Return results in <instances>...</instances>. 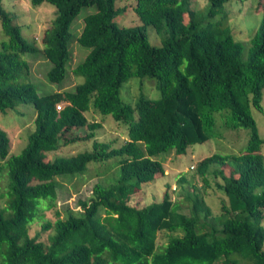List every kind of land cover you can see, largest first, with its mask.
I'll return each instance as SVG.
<instances>
[{
    "label": "trees",
    "instance_id": "16d2710c",
    "mask_svg": "<svg viewBox=\"0 0 264 264\" xmlns=\"http://www.w3.org/2000/svg\"><path fill=\"white\" fill-rule=\"evenodd\" d=\"M29 1L56 9L41 40L52 64L47 78L55 83L66 75L72 23L82 8L94 6L95 11L84 16L76 38L90 49L72 69L82 82L73 91L39 95L34 84L24 81L29 64L19 56L37 50L0 0L6 37L0 41V112L20 103L36 110L34 130L18 154L9 155L10 140L0 128V264H264V140L251 112V107L263 112L264 3L244 53L224 8L235 0H207L198 9L191 0ZM128 6L140 25L115 22ZM147 27L161 37L160 45L149 43ZM133 77L140 86L145 77L154 78L159 97L141 93L133 104L122 102L120 89ZM60 101L66 104L57 110ZM90 109L124 123V143L113 147L96 140L100 123L88 121L84 112ZM221 110L228 111L225 126L248 129L249 139L239 154L214 153L198 162L195 171L204 191L211 187L210 177L221 180L215 182L222 194L219 212L212 213L195 187L183 197L190 202L188 214L168 190L159 202L130 205L129 196L143 183L163 175L166 154H185L190 145L215 136L214 114ZM81 140L92 141L91 149L46 160L48 152ZM105 161L106 171L118 168L116 178L95 183L90 200H79L82 212L69 210L62 217L56 208V177ZM53 208L52 219L44 218L41 211ZM37 219L43 232L51 231L46 243L40 234L29 235ZM161 230L170 235L157 247Z\"/></svg>",
    "mask_w": 264,
    "mask_h": 264
},
{
    "label": "rangeland",
    "instance_id": "374dc122",
    "mask_svg": "<svg viewBox=\"0 0 264 264\" xmlns=\"http://www.w3.org/2000/svg\"><path fill=\"white\" fill-rule=\"evenodd\" d=\"M3 0L4 8L13 15L14 21L18 22L22 28V35L27 42L33 44L35 51H25L19 56L29 64V74L24 81H30L35 85L39 95L51 94L60 91H73L78 83L82 82L81 76L74 75L72 69L80 63L88 54V48L81 46L76 40L84 25V16L95 11V7L82 8L77 18L71 26L70 59L66 65V75L61 83L50 82L47 78V71L52 64L42 53V35L45 29L49 28L55 17V7L49 3H42L38 6H32L29 0ZM207 0H191L194 8H203ZM264 0H235L225 3L224 8L228 13V20L231 31L235 39L242 42L245 47L244 53L249 46V38L254 30L259 26L263 16ZM120 5L125 3L120 2ZM128 5V4H127ZM115 22L119 26L140 25L141 20L135 15L132 8L128 6L125 13L116 16ZM148 40L151 45H160L161 37L156 34L152 27H147ZM6 37L0 25V41ZM144 84L141 85L140 79L133 77L124 83L120 89V98L122 102L133 104L142 93L145 96L156 99L160 93L156 88L154 78L145 77ZM66 103L60 101L55 107L61 108ZM263 112L251 107L252 115L255 119L259 137L264 140V89L262 91L261 101ZM36 110L32 105L20 103L13 109H7L0 112V128L9 138V155L18 154L27 144V136L34 130V118ZM227 110H221L214 114L215 124L213 132L215 136L209 138L203 143L190 145L185 154H176L174 151L165 155L163 161V175H158L156 179L148 183H143L142 189L131 194L128 203L133 206L143 207L153 202H159L162 199L164 191L168 190L172 200L181 203V212L188 214L190 202L183 199L186 193L193 194L200 191L204 194L206 203L212 209L213 214L219 212V205L222 194L215 186L219 178L210 177L211 187L204 191L201 186L200 176L196 174L198 162L205 156L217 153L221 155L239 154L244 150L249 139V130L245 128L229 129L225 126ZM88 121H97L100 127L96 130V140L110 142L113 147H119L127 139L126 125L120 121L114 120L111 115L102 117L98 111L92 109L84 112ZM85 129L78 135L83 136ZM92 141H76L67 145H61L57 150L48 152L46 160H51L55 156H71L78 152L91 149ZM261 153L264 155V142L261 146ZM163 154L161 153L160 156ZM1 161V160H0ZM105 162H90L83 172L75 175L64 174L56 177V208L61 212L62 217L67 211L82 212L79 200L88 201L92 197V187L97 182L107 184L109 180L116 178L118 168L106 171ZM190 166H193L191 169ZM98 173V174H97ZM113 177V178H112ZM185 178L184 182L179 183V179ZM5 180L2 181V188L5 189ZM4 205V199L0 198V207ZM44 218L52 219L51 210L41 211ZM42 220H35L29 225V235L36 236L40 234L39 240L47 242V236L51 231L43 232L41 230ZM264 227V219L262 221ZM176 234V233H175ZM170 233L158 231L156 235V246L161 247L167 243ZM238 257L237 255H232Z\"/></svg>",
    "mask_w": 264,
    "mask_h": 264
},
{
    "label": "clouds",
    "instance_id": "9594fccd",
    "mask_svg": "<svg viewBox=\"0 0 264 264\" xmlns=\"http://www.w3.org/2000/svg\"><path fill=\"white\" fill-rule=\"evenodd\" d=\"M60 109H61V107H60ZM60 109H57V110H60ZM190 167H192V168H193V166H190ZM192 168H191V169H192Z\"/></svg>",
    "mask_w": 264,
    "mask_h": 264
},
{
    "label": "built area",
    "instance_id": "2783aa9c",
    "mask_svg": "<svg viewBox=\"0 0 264 264\" xmlns=\"http://www.w3.org/2000/svg\"><path fill=\"white\" fill-rule=\"evenodd\" d=\"M59 108L58 109H60V106H58ZM190 168H192V167H190Z\"/></svg>",
    "mask_w": 264,
    "mask_h": 264
}]
</instances>
